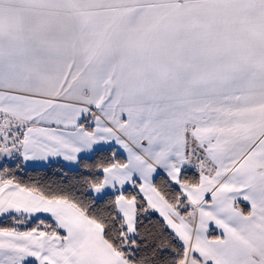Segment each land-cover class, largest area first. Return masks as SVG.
I'll return each instance as SVG.
<instances>
[{
  "label": "snow or ice",
  "instance_id": "6c2138e0",
  "mask_svg": "<svg viewBox=\"0 0 264 264\" xmlns=\"http://www.w3.org/2000/svg\"><path fill=\"white\" fill-rule=\"evenodd\" d=\"M0 264H264V0H0Z\"/></svg>",
  "mask_w": 264,
  "mask_h": 264
}]
</instances>
